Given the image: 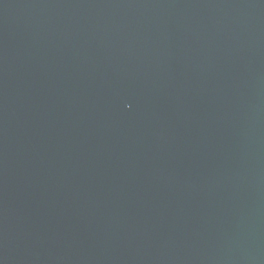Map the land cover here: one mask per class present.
Masks as SVG:
<instances>
[{
	"label": "water",
	"instance_id": "water-1",
	"mask_svg": "<svg viewBox=\"0 0 264 264\" xmlns=\"http://www.w3.org/2000/svg\"><path fill=\"white\" fill-rule=\"evenodd\" d=\"M0 264H264V0H0Z\"/></svg>",
	"mask_w": 264,
	"mask_h": 264
}]
</instances>
